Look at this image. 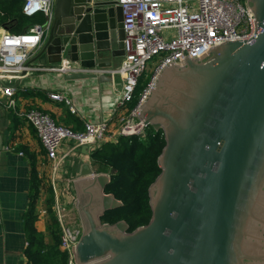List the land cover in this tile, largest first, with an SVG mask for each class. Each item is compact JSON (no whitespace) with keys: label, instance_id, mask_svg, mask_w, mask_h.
<instances>
[{"label":"water","instance_id":"obj_1","mask_svg":"<svg viewBox=\"0 0 264 264\" xmlns=\"http://www.w3.org/2000/svg\"><path fill=\"white\" fill-rule=\"evenodd\" d=\"M246 4L251 42L227 40L174 60L139 105L140 125L130 133L151 127L165 141L146 224L129 231L122 219L103 223L105 211L122 205L104 192L115 169L97 173L81 164L72 264H264V0ZM123 39L116 0H54L31 62L108 67L123 56ZM97 76L106 75L64 77Z\"/></svg>","mask_w":264,"mask_h":264},{"label":"built area","instance_id":"obj_2","mask_svg":"<svg viewBox=\"0 0 264 264\" xmlns=\"http://www.w3.org/2000/svg\"><path fill=\"white\" fill-rule=\"evenodd\" d=\"M21 1L23 14H41L44 22L34 23L21 33L0 30V93L8 99L6 107H15L13 80L32 70L119 77L122 84L119 105H125L131 99L140 76L149 72V80L137 104L121 118L116 135L111 133L107 120L85 121L81 130H74L38 108L17 112L34 130L51 161L53 175L58 174L61 160L72 150L68 148L59 157L62 143L73 141L74 147L84 145L91 151L104 141L130 135V131L140 125L137 118L139 105L163 67L182 57L200 55L210 44L227 40L251 42L249 36H254L246 0H116L122 10L124 31V54L117 64L88 67L64 60L59 64L34 65L29 64L28 59L48 33L54 0ZM48 97L69 104L70 110L74 111L61 93L50 92ZM53 207L61 230L60 248L70 253L68 263L72 264L69 238L79 237L81 227L80 224L72 226L65 219L63 203L55 202Z\"/></svg>","mask_w":264,"mask_h":264},{"label":"crops","instance_id":"obj_3","mask_svg":"<svg viewBox=\"0 0 264 264\" xmlns=\"http://www.w3.org/2000/svg\"><path fill=\"white\" fill-rule=\"evenodd\" d=\"M38 52L39 48L31 52L28 63L47 65L31 62ZM119 61L117 59L115 64ZM64 76L60 72L32 70L15 78L12 82L14 108L6 107L8 99L0 93V264H26L24 249L27 241L22 214L28 204L30 177L28 156L21 146L35 157L40 186L34 225L37 231L46 235L48 193H52V209L55 202L63 203L65 219H70L74 212L77 215L73 181L81 164L88 162L95 171L87 146L74 147L73 141H66L58 150V156L64 155L68 148L72 150L61 160L58 174L53 175L51 161L47 159L42 144L32 127L17 112L38 108L74 130H81L85 121L107 120L111 133L116 135L121 118L129 111L126 104L118 103L122 91L119 77L106 75L67 80ZM50 92L64 95L74 111L70 110L69 104L49 98Z\"/></svg>","mask_w":264,"mask_h":264},{"label":"trees","instance_id":"obj_4","mask_svg":"<svg viewBox=\"0 0 264 264\" xmlns=\"http://www.w3.org/2000/svg\"><path fill=\"white\" fill-rule=\"evenodd\" d=\"M41 14L26 16L22 13L21 0H0V27L7 26L11 33H21L34 23H43ZM149 76H140L126 103L128 110L137 104L141 91L146 86ZM165 144L162 131L151 127L143 130V135H119L115 141H104L90 151L91 164L97 172H109V182L104 192L111 193L122 205L109 209L101 216L103 223L125 220L128 230L146 224L151 216L148 188L160 173L157 157ZM29 160L30 187L28 204L22 214L27 245L24 249L26 264H69L70 253L60 248V225L52 209L51 191L45 202L47 213V235L35 228L37 219L36 203L39 197L40 180L37 176L36 161L33 153L21 146Z\"/></svg>","mask_w":264,"mask_h":264},{"label":"rangeland","instance_id":"obj_5","mask_svg":"<svg viewBox=\"0 0 264 264\" xmlns=\"http://www.w3.org/2000/svg\"><path fill=\"white\" fill-rule=\"evenodd\" d=\"M142 76L147 78L149 76V72H145L144 74H142ZM70 216H71V214H70ZM67 220L72 226L77 225V224L79 225L78 216L76 215L75 212H74V215L72 217H70V219H67Z\"/></svg>","mask_w":264,"mask_h":264}]
</instances>
